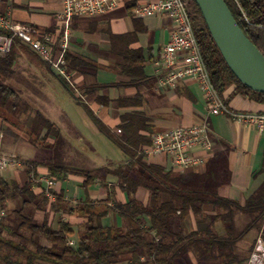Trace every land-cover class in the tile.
Wrapping results in <instances>:
<instances>
[{
  "label": "trees",
  "instance_id": "16d2710c",
  "mask_svg": "<svg viewBox=\"0 0 264 264\" xmlns=\"http://www.w3.org/2000/svg\"><path fill=\"white\" fill-rule=\"evenodd\" d=\"M186 1L192 29L216 94L225 104L228 100L223 99V93L233 86L229 98L241 95L264 103V93L247 88L233 75L211 39L197 6L193 0ZM224 1L247 38L264 54V0ZM50 32L56 33V29ZM111 38L112 50L123 60L121 73L131 77L143 76L140 51L126 46L127 42L134 40V33ZM115 42L124 45L115 49ZM23 52L34 53L47 69L52 70L47 62L15 38L11 51L0 57V113H15L18 110L25 113L31 110L29 103L11 82ZM65 58L71 62L67 71L77 68L81 61V58L71 56L68 51ZM56 77L66 86L64 78L58 74ZM121 104L126 105V102ZM35 112L27 117L28 140L33 144L38 141L43 148L49 147L54 153L41 163L21 160L27 174V180L22 185L0 173V212L5 209L8 200L20 198L22 201L19 209L10 212V220L6 221L7 216H0V264H117L124 255H130L128 264H182L188 260L190 253L198 261L247 264L253 247L246 252L248 256L242 257L238 253L237 243L250 231L261 233L264 241V185L240 205L237 201L218 195V182L211 173L188 177L185 173L146 162L138 152L150 145L154 132L143 114L134 112L121 116L123 141L115 138L100 121L91 117L97 129L118 146L123 158L122 161L86 169L63 162L62 150L69 145L68 142L50 119L40 110ZM141 131H146V134ZM49 139L53 142H49ZM39 166L47 169L46 177L55 183L63 181L68 175L83 177V201L70 204L64 199L63 192H59L54 194L55 201L49 203L46 196L32 192L30 189L34 181L30 173L33 172L37 177ZM110 177L114 179V185L125 194L126 201H116L112 186L106 200L92 201L88 194L89 187L95 180L106 186ZM139 188L148 191L147 204L136 198ZM107 203H112L113 207L97 209L98 205ZM32 204L44 211L41 223L35 222L25 213ZM205 205H211L216 211L207 228L202 232L183 234L182 221L191 213L203 214ZM110 210L122 219L120 226L102 223L103 217ZM59 212L69 216H83L85 221L75 228L63 220L56 221L55 225L54 221L50 223V213L56 215ZM238 214L246 220L241 229L236 226ZM216 220L224 225L223 235L212 230Z\"/></svg>",
  "mask_w": 264,
  "mask_h": 264
},
{
  "label": "crops",
  "instance_id": "0c3cea01",
  "mask_svg": "<svg viewBox=\"0 0 264 264\" xmlns=\"http://www.w3.org/2000/svg\"><path fill=\"white\" fill-rule=\"evenodd\" d=\"M149 1L151 0H124L122 6L109 14L73 18L67 51L71 56L81 58V61L77 68L68 71V80H64L65 88L77 102L84 105L90 118L93 117L100 121L113 133L115 138L121 141L125 139L124 133L116 132L121 128L120 122L123 114L134 112L143 114L153 132L197 125L206 121L212 149L209 152L193 150L197 156L203 158V164L181 170L174 168L166 155L144 156L143 159L166 169L185 173L184 175L188 177L195 174L201 176L206 172L211 173L214 180L218 182V195L243 205L257 188L264 185V130L248 127L229 115L209 114V102L192 77L176 82L174 87L160 85L161 72L156 62L160 59V53L170 38L173 22L164 14L147 18H135L131 15L132 7ZM48 4L47 10L44 9V2L39 3L36 0H4L0 3V12L10 5L12 7L11 16L14 20L34 24L42 30L51 31L59 24L57 17L62 8V1L49 0ZM40 8L41 10L37 11ZM132 33H134V40L127 42L126 46L128 49L138 50L141 53L143 73L141 77H131L121 73L123 60L112 50V36ZM123 45L124 43L118 45L115 42V49L122 48L120 46ZM21 54V57L30 56L38 60L34 53L23 52ZM67 63L70 66L71 62ZM30 71L33 77L31 85L34 86L36 82L38 88L36 92L31 91L28 97L38 99L40 93L47 96L44 91L45 86L50 81V77H56V72L47 69L39 60L30 66ZM233 89L234 87L231 86L223 93V99L228 100L225 104L229 110L236 113L264 114V103L243 98L241 95L229 98ZM124 101L126 105L121 104ZM141 133L146 134V131H141ZM77 136L79 140L82 137L79 133ZM81 141H83L82 138ZM0 152L3 153L1 150ZM37 172V181L33 182L30 190L35 194L41 193L46 196L49 203L55 201L54 194L59 192H63L66 201L71 200L74 203L83 201L85 198L81 186L84 181L83 177L68 175L63 181L56 182L53 189H47L45 180H43L47 169L39 166ZM1 174L7 179L17 181L20 185L27 180L25 167L8 169ZM111 186L114 187L116 201L124 203L126 196L114 185V179L111 177L107 179L106 186L100 185L99 181L95 180L94 184L89 187V198L94 202L106 200ZM50 194L54 195L52 199L49 197ZM136 198L143 204H147L149 193L144 188H139L136 191ZM21 202L20 198L13 201L8 200L2 211L5 214L4 217L7 213L19 209ZM110 207H113L112 203L98 205L97 209L103 210ZM48 208L49 205L46 210ZM25 213L37 223H41L44 218V211L36 204L29 206ZM215 214L216 211L211 205H205L203 214L191 213L182 221L181 231L185 235L195 231L202 232L207 228L210 220H213ZM58 220L69 222L74 228L85 221L83 216H69L62 212L56 215L50 213V223L54 221L55 225ZM102 223L108 226H120L122 219L110 210L103 217ZM212 230L218 235L225 233L224 225L219 220L213 222ZM260 238L261 235L256 238L251 252L254 251L257 240ZM189 258L191 262L195 261L193 253H190ZM129 261L130 255H124L117 264H128Z\"/></svg>",
  "mask_w": 264,
  "mask_h": 264
},
{
  "label": "built area",
  "instance_id": "2783aa9c",
  "mask_svg": "<svg viewBox=\"0 0 264 264\" xmlns=\"http://www.w3.org/2000/svg\"><path fill=\"white\" fill-rule=\"evenodd\" d=\"M4 0H0L2 3ZM62 8L58 13V26L56 33L45 31L30 23H23L13 19L12 7L8 5L0 12V57L7 55L15 38L21 40L50 68L68 80V63L66 52L68 50L71 23L74 17L100 16L113 12L123 5L124 0H61ZM157 14H164L173 22L170 38L164 46L160 59L156 62L161 76V86L174 87L176 82L192 77L202 89L209 102L208 113L212 115H229L232 119L242 122L248 127L264 130V114L236 113L228 109L222 99L214 91L208 71L204 65L200 49L194 35L186 0H151L137 4L131 9L135 18H147ZM116 133H121L118 129ZM3 134L0 132V138ZM198 149L209 152L212 142L209 136L206 121L197 125L176 127L173 129L154 132L148 147L139 150L138 155L150 157L153 155H166L171 165L176 169L185 170L203 164L202 157L197 156L193 150ZM24 163L12 156L0 152V173L12 168H22ZM31 180L37 178L30 173ZM47 189H53L55 182L45 177ZM50 199L54 197L49 195ZM4 212H0L2 216ZM264 247L261 239L257 240L255 250L250 256L249 264H262L264 260Z\"/></svg>",
  "mask_w": 264,
  "mask_h": 264
},
{
  "label": "rangeland",
  "instance_id": "374dc122",
  "mask_svg": "<svg viewBox=\"0 0 264 264\" xmlns=\"http://www.w3.org/2000/svg\"><path fill=\"white\" fill-rule=\"evenodd\" d=\"M36 1L39 3L44 2V9L48 10L49 0ZM40 10L41 8L37 11ZM35 61L37 62L38 60L30 56H22L16 65V72H14L11 82L13 87L29 103L31 110L25 113L19 112L20 110L15 113L10 111L0 113V132L3 134L2 139H0V150L8 156H16L20 161L21 159L37 160L41 163V161L52 157L54 152L49 150L48 146V148H43L38 141H34L33 144L31 140H28L27 117L29 114L34 115L36 110H40L45 117L50 119L60 129L64 140L69 144L62 150L65 164L89 169L122 160L123 156L118 146L97 129L92 119L88 116V112L85 111L84 105L76 101L65 88V84L58 78L50 77V81L45 86L46 90H44L47 96L44 93H40L38 99L36 97L35 99L28 97L31 91L36 92L38 88L36 82H34V86L31 85L33 77L30 75V66L34 63L36 64ZM78 133L81 134L83 141H81V138L79 140ZM49 142H53L52 139H49ZM68 202L75 204L71 200H68ZM11 203L13 204V202ZM7 214L6 221L10 220V213ZM4 216L5 214L2 215V217ZM245 221V217L238 215L236 218L237 228L241 229ZM260 235L261 233L257 231H250L242 241L237 243L238 253L242 257L244 255L248 256L246 252L254 246L256 238ZM262 244L264 247V241H262ZM188 259L182 264H220L218 261H198L195 255L193 258L194 262H191L190 258ZM249 263L250 256L247 260V264ZM262 264H264V260Z\"/></svg>",
  "mask_w": 264,
  "mask_h": 264
},
{
  "label": "water",
  "instance_id": "95a60500",
  "mask_svg": "<svg viewBox=\"0 0 264 264\" xmlns=\"http://www.w3.org/2000/svg\"><path fill=\"white\" fill-rule=\"evenodd\" d=\"M225 64L247 88L264 93V54L247 38L224 0H193Z\"/></svg>",
  "mask_w": 264,
  "mask_h": 264
}]
</instances>
